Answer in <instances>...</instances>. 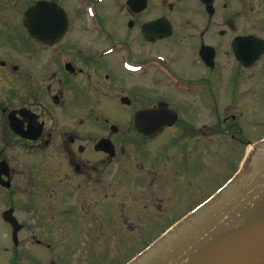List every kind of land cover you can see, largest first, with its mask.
Here are the masks:
<instances>
[{"label":"flooded vegetation","instance_id":"1","mask_svg":"<svg viewBox=\"0 0 264 264\" xmlns=\"http://www.w3.org/2000/svg\"><path fill=\"white\" fill-rule=\"evenodd\" d=\"M238 1L0 0V160L9 165L0 178L21 225L15 234L4 221L5 264H56L77 251L91 263L109 233L137 231L193 195L203 156L231 158L250 142L244 123L264 101L250 82L264 77V52L250 59L264 33ZM146 108L161 109L137 116ZM168 110L178 114L172 126L140 132L137 123L165 122Z\"/></svg>","mask_w":264,"mask_h":264},{"label":"water","instance_id":"2","mask_svg":"<svg viewBox=\"0 0 264 264\" xmlns=\"http://www.w3.org/2000/svg\"><path fill=\"white\" fill-rule=\"evenodd\" d=\"M129 264H264V140L227 186Z\"/></svg>","mask_w":264,"mask_h":264},{"label":"rangeland","instance_id":"3","mask_svg":"<svg viewBox=\"0 0 264 264\" xmlns=\"http://www.w3.org/2000/svg\"><path fill=\"white\" fill-rule=\"evenodd\" d=\"M245 2L252 5L251 11V23L252 30L257 34L264 33L262 26H264V0H245ZM236 3H239L236 0ZM252 89L264 87V77L262 73H257L252 76L251 79ZM256 93H253V98L256 99ZM258 112L252 116L246 123H244V137L247 140H254L264 135V101L259 100L255 105ZM1 136V133H0ZM3 144L0 140V149ZM244 144L239 147L236 146L233 153L234 155L229 158L228 156H220L218 160H207V156H203V172L200 186L192 193L185 194L183 197L179 195L177 203L170 210L166 211L161 217H154L153 219L137 221V231L132 233L123 232L119 234V230L114 233H109L108 244L100 251L91 252L94 253L96 260L91 263L85 264H122L129 258H131L135 252L140 250L146 240L150 241L156 238L166 227L171 223L178 220L181 215L186 212L191 206L200 202L202 199L207 198L214 192L231 174L233 169H237L240 159L244 153ZM6 153L10 156L14 164L24 163L26 156L17 150H7ZM207 160V161H206ZM231 170V171H230ZM15 195H19L16 191H13ZM10 192L0 187V211L5 209L10 203L7 197ZM14 202H17L15 199ZM115 218V217H114ZM6 227L2 224L0 217V249L5 243L7 236L4 235ZM144 241V242H143ZM57 260L66 264H81L78 259L82 257L84 252H59ZM3 262V263H2ZM5 257L0 258V264H5ZM47 264V263H45Z\"/></svg>","mask_w":264,"mask_h":264}]
</instances>
